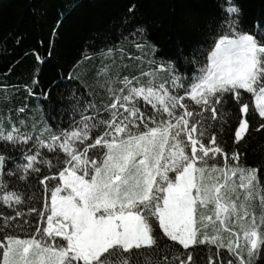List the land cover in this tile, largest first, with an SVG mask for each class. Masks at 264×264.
<instances>
[{
	"label": "snow or ice",
	"instance_id": "snow-or-ice-1",
	"mask_svg": "<svg viewBox=\"0 0 264 264\" xmlns=\"http://www.w3.org/2000/svg\"><path fill=\"white\" fill-rule=\"evenodd\" d=\"M213 2L187 55L158 57L147 26L125 18L92 84L77 61L23 85L42 104L0 112V264L264 257V159L240 149L251 120L264 129V17L249 26L244 0ZM12 87L0 84L6 102Z\"/></svg>",
	"mask_w": 264,
	"mask_h": 264
},
{
	"label": "trees",
	"instance_id": "trees-1",
	"mask_svg": "<svg viewBox=\"0 0 264 264\" xmlns=\"http://www.w3.org/2000/svg\"><path fill=\"white\" fill-rule=\"evenodd\" d=\"M244 6L247 25L264 17V0H244ZM214 12L213 0H0V84L13 86L7 93L9 101L0 93V112L24 104H42L30 97L23 85L38 76L41 86H47L58 73L73 71L77 61L79 72L74 74L86 85L92 84L100 64L98 53L106 38L109 44L116 41L125 18L147 26L150 39L158 47V57L176 59L181 49L187 55L203 40ZM34 51L44 59L43 64L36 60ZM85 56L90 58L83 59ZM93 94L97 98L102 95ZM257 127L258 119L251 120L247 143L240 145L252 166L264 159V129L257 131ZM224 140L230 144V135L226 134ZM261 178L264 180V176ZM165 246L175 250L166 238L161 240V247ZM138 264H144L143 254ZM255 264H264V257L257 258Z\"/></svg>",
	"mask_w": 264,
	"mask_h": 264
}]
</instances>
